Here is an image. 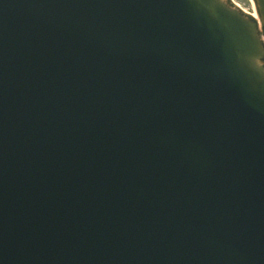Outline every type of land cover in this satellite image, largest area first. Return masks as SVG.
<instances>
[{"label": "water", "instance_id": "obj_1", "mask_svg": "<svg viewBox=\"0 0 264 264\" xmlns=\"http://www.w3.org/2000/svg\"><path fill=\"white\" fill-rule=\"evenodd\" d=\"M0 0V264H264V0Z\"/></svg>", "mask_w": 264, "mask_h": 264}, {"label": "rangeland", "instance_id": "obj_2", "mask_svg": "<svg viewBox=\"0 0 264 264\" xmlns=\"http://www.w3.org/2000/svg\"><path fill=\"white\" fill-rule=\"evenodd\" d=\"M233 8H237L239 6L244 12L251 13L256 15V6L254 5L253 0H224Z\"/></svg>", "mask_w": 264, "mask_h": 264}]
</instances>
